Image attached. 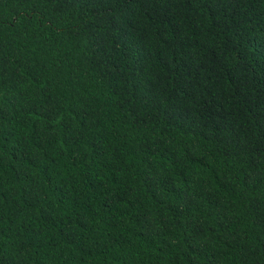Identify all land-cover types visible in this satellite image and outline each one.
<instances>
[{"label": "trees", "instance_id": "16d2710c", "mask_svg": "<svg viewBox=\"0 0 264 264\" xmlns=\"http://www.w3.org/2000/svg\"><path fill=\"white\" fill-rule=\"evenodd\" d=\"M0 264H264V0H0Z\"/></svg>", "mask_w": 264, "mask_h": 264}]
</instances>
